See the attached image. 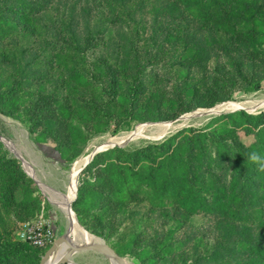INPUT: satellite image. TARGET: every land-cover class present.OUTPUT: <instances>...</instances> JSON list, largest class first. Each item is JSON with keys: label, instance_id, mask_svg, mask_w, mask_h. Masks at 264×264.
Returning a JSON list of instances; mask_svg holds the SVG:
<instances>
[{"label": "trees", "instance_id": "obj_1", "mask_svg": "<svg viewBox=\"0 0 264 264\" xmlns=\"http://www.w3.org/2000/svg\"><path fill=\"white\" fill-rule=\"evenodd\" d=\"M190 1L196 6V16L210 31L204 37L205 46L197 40L195 50L190 47L188 55L181 53L178 57V87L164 96L146 87L141 58L130 49L126 52L133 56L132 66L128 60L115 66L103 59L102 73L92 74L86 66L87 47L77 41L68 19L61 21V32L54 33L52 43L36 56L38 66L22 68L25 63L20 46L15 51L9 44V32H34L37 14L50 1L0 0V60L14 66L19 59L14 66L15 80L10 82L9 78L0 84V111L14 115L21 109L17 104L21 93L31 94L32 99L36 96L20 120L29 134L44 144L48 139L56 142V124L65 118L81 122L85 139L106 130L116 135L130 130L134 122L173 120L194 108L233 100L237 90L261 89L264 0ZM215 50L233 60L229 70L217 63L212 69L207 68L211 54L218 56ZM191 64H196L201 72L197 79H187V66ZM30 68L38 72L33 73ZM51 77V89L38 87V83ZM245 137L251 139L247 142ZM56 150L62 154L57 144ZM251 151L264 155V111L220 113L199 126L183 127L137 148L114 146L96 153L83 168L72 209L81 225L92 233L86 220L93 209L91 199L100 204L101 212L92 214L98 222H103V214L114 218L119 215L121 223L134 222L138 211L131 204L138 202H145L148 212L169 206L187 214L223 215L243 227L254 220L262 222L264 173L248 162ZM89 175H94V183L87 179ZM41 202L42 196L32 179L0 142V264H39L38 248L49 244L33 247L28 240L14 238V232L18 221L29 220L40 210ZM134 242L131 239L130 246ZM112 247L120 255L129 248L122 244ZM245 249L257 250V258L251 262L263 264L264 249L245 236L230 247L239 252ZM193 264L208 261L198 259Z\"/></svg>", "mask_w": 264, "mask_h": 264}, {"label": "rangeland", "instance_id": "obj_2", "mask_svg": "<svg viewBox=\"0 0 264 264\" xmlns=\"http://www.w3.org/2000/svg\"><path fill=\"white\" fill-rule=\"evenodd\" d=\"M49 1V5L37 14L34 32L23 34L22 30L15 31V29L9 32L12 40H9V44L15 51L20 46L22 63H25L22 68L29 65L38 66L35 61L36 56L48 43H52L54 33L61 32V21L68 19L77 41L87 47L86 66L92 70V74L102 73L103 59H108L115 66L128 60L129 65L132 66L133 56L126 52L130 49L132 54H137L141 58V72L146 80V87L153 92L164 93V96L178 87L179 81L176 77L178 57L181 53L188 55L192 51L190 47L193 49L197 40L205 46L204 37L210 31L208 25L203 24L196 16V6L190 0ZM88 36H90L89 41H87ZM184 42L186 43L183 45ZM214 53L218 56L211 54L207 63L208 69H212L216 63L224 65L225 71L233 66V60L223 52L215 50ZM232 55L236 57L234 51ZM18 61L19 59L16 64ZM14 66L12 63L0 60V84L3 80L8 81L9 78L10 82L15 80L13 75L17 66L15 68ZM187 68L189 70L187 79H197L201 76L196 64H191ZM29 70L33 73L38 72L33 68ZM53 80L54 77L45 79L38 83V87L51 89ZM33 87V85L28 87L26 91H30ZM19 96L21 97L17 104L21 109L18 112L8 115L0 111V142L19 160L23 171L32 179L33 185L42 196L40 210L29 220L18 221L14 232V238L21 240L20 233L29 224L41 222L50 229L52 242L46 248H38L42 257L59 237L75 238L73 228L68 226L66 215L51 199L48 191L69 198L71 188L74 186L72 177L77 172V163L80 160L84 158L77 174L86 167L84 165L95 151L113 148L108 147L112 146L108 142L113 138L129 134L125 143L115 145L137 148L149 142L159 141L183 127L199 126L209 118L224 112V110L207 112L208 110L226 104L240 106L250 104L251 107L246 110L252 113L264 111V79L261 82V89L257 91L237 90L233 100L219 102L207 108L197 107L183 112L173 120L134 122L130 130L120 131L116 135H113L111 130H106L85 139L81 122L65 118L62 123L59 121L56 124L58 132L56 142L48 139L44 144H39L36 135L29 134L27 126L20 120L22 112L31 105V101L36 96L32 99L33 96L25 92ZM185 117L187 120L184 119ZM161 125L169 127L161 131L158 128ZM112 128L111 125L110 129ZM141 132L142 134H139ZM250 139L245 137L247 142ZM56 144L61 147L62 154L57 152ZM81 172L75 179L74 194L69 204L71 213L85 233L98 239L99 242L94 243L104 242L116 253L113 245H127L129 247L126 249L127 253L119 255L125 259V262H130L129 264L180 262L193 264L198 259L207 260L208 264H256L251 260L257 258L254 255L257 250L254 252L247 249L242 252L230 250V247L243 236L264 249V221L254 220L247 222L246 227H243L239 221L223 215L187 214L169 206L148 212L145 202L131 204L132 209L138 211V214L133 216L136 219L134 222L121 223L118 221L119 215L114 218L111 214H103V222H98L97 217L92 214L98 215L101 212L98 209L100 204L91 199L93 209L86 220L94 231L92 233L81 225L72 209ZM87 179L91 183L95 182L94 175H89ZM131 239L135 241L133 246L129 243ZM217 252L219 254H216ZM70 260L74 264H110L107 256L93 250L75 252L71 254Z\"/></svg>", "mask_w": 264, "mask_h": 264}, {"label": "bare ground", "instance_id": "obj_3", "mask_svg": "<svg viewBox=\"0 0 264 264\" xmlns=\"http://www.w3.org/2000/svg\"><path fill=\"white\" fill-rule=\"evenodd\" d=\"M239 107H244L245 109H249L251 107V105L250 104H242L240 106V105H236V104H226L224 106H219V107H217L215 109L208 110L207 112H213V111H216V110L231 111V110L237 109ZM184 119H186V117ZM167 127H169V126L168 125H163V126L161 125L158 128L161 131H165L167 129ZM139 134H142V132L139 133ZM128 135L129 134L124 135V136L122 135V137L113 138V139H111L108 142V144L109 145H115V144L120 145V144H123V143H125L127 141ZM83 160H84V158L77 163V172H78V169L80 168ZM77 172L72 177V180L74 181V186H72V188H71V195H70L69 198L63 197V196H61L59 194H56V193H54L52 191H48L50 193L51 199H53L59 205L61 210L66 215V217L68 219V223H69L68 226H71L73 228V235H74L75 238L74 239L73 238L70 239L68 237H62L67 242L61 243L56 248V250L52 253V255L45 261L44 264H57V262H59L60 260L64 259L67 256V253L69 252V244H71L73 246H80V245L87 244V243H93V244H96V245L101 244V243H94V242H99L98 239L93 237V235L92 236L88 235L87 233H85L81 229V227L78 225V223H77V221L75 219L74 214H72L70 209H69V204L71 203V200H72L73 194H74L75 179H76V176L79 175V173L77 174ZM108 261L110 262V264H120L115 258H108ZM125 263L129 264L130 262L126 261Z\"/></svg>", "mask_w": 264, "mask_h": 264}, {"label": "water", "instance_id": "obj_4", "mask_svg": "<svg viewBox=\"0 0 264 264\" xmlns=\"http://www.w3.org/2000/svg\"><path fill=\"white\" fill-rule=\"evenodd\" d=\"M245 110L247 112L252 113L251 111L246 110L245 108H238V109H234L231 111H224L223 113H227V112H232V111H236V110ZM116 145H112V146H108V147H114ZM118 146V145H117ZM120 147V146H119ZM104 149H98L97 151H95L92 156L89 158V160L87 161V163L92 159V157L100 152L103 151ZM86 163V164H87ZM86 164L84 166H86ZM82 170V169H81ZM80 170V172H81ZM79 172V173H80ZM76 197V195H75ZM74 197V199H75ZM73 199V200H74ZM63 242H67L64 238L59 237L58 239H56L49 247L48 249L45 251L44 255L41 257L39 264H44L45 261L52 255V253L56 250V248ZM82 250H93V251H97L100 252L102 254H104L105 256H107L108 258H115L120 264H126L125 263V259L120 256L118 253H116L111 247H109L107 244H105L104 242L102 244L96 245V244H83L80 246H73L71 244H69V252L67 253V256L60 260L59 262H57V264H74L73 262H71L70 260V256L71 254L75 253V252H79Z\"/></svg>", "mask_w": 264, "mask_h": 264}, {"label": "built area", "instance_id": "obj_5", "mask_svg": "<svg viewBox=\"0 0 264 264\" xmlns=\"http://www.w3.org/2000/svg\"><path fill=\"white\" fill-rule=\"evenodd\" d=\"M42 225L41 222L29 224L21 233L20 237L24 240H28L34 246L44 247L50 244L53 240L50 229Z\"/></svg>", "mask_w": 264, "mask_h": 264}, {"label": "clouds", "instance_id": "obj_6", "mask_svg": "<svg viewBox=\"0 0 264 264\" xmlns=\"http://www.w3.org/2000/svg\"><path fill=\"white\" fill-rule=\"evenodd\" d=\"M247 160L257 166V171L264 173V155L257 151H251L247 154Z\"/></svg>", "mask_w": 264, "mask_h": 264}, {"label": "crops", "instance_id": "obj_7", "mask_svg": "<svg viewBox=\"0 0 264 264\" xmlns=\"http://www.w3.org/2000/svg\"><path fill=\"white\" fill-rule=\"evenodd\" d=\"M67 264H70V263H67Z\"/></svg>", "mask_w": 264, "mask_h": 264}]
</instances>
